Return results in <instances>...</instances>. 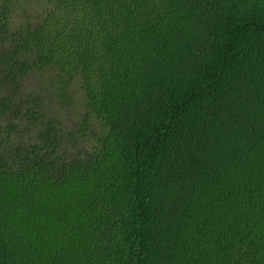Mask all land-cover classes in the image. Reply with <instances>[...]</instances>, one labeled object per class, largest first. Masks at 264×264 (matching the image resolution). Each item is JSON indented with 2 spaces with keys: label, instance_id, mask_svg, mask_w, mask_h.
I'll return each mask as SVG.
<instances>
[{
  "label": "trees",
  "instance_id": "obj_1",
  "mask_svg": "<svg viewBox=\"0 0 264 264\" xmlns=\"http://www.w3.org/2000/svg\"><path fill=\"white\" fill-rule=\"evenodd\" d=\"M21 1L0 0V264H264V0ZM76 86L64 126L43 100Z\"/></svg>",
  "mask_w": 264,
  "mask_h": 264
},
{
  "label": "rangeland",
  "instance_id": "obj_2",
  "mask_svg": "<svg viewBox=\"0 0 264 264\" xmlns=\"http://www.w3.org/2000/svg\"><path fill=\"white\" fill-rule=\"evenodd\" d=\"M22 6L26 7L28 11H30L33 8H36L35 5H31V2L28 0H22L21 5H18L16 7V14H20L22 11ZM39 74L36 72L28 73L22 80L21 84L23 87H26L28 91H31L34 95H36V92L34 89L39 85ZM69 95L71 97V104L67 107L62 108L60 105H57L58 103L55 101H52L50 97L45 94L44 102L47 104H50L52 107H55L58 109V111L62 114V119L64 126H70L74 124L75 120L78 119L79 114L81 112V95L80 90L76 87H73L72 90L69 92ZM6 120L0 121V135L3 134V126L5 125ZM65 132V130H64ZM68 133L65 132L66 139ZM65 148L70 150L75 155L81 150V147L83 146L80 137H77L76 141H73L72 138L68 137V139L65 141L64 144Z\"/></svg>",
  "mask_w": 264,
  "mask_h": 264
}]
</instances>
